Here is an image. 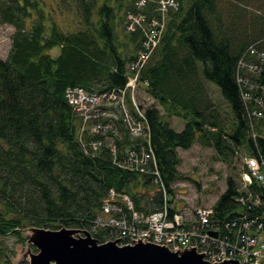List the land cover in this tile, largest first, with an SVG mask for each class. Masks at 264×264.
<instances>
[{"label": "trees", "instance_id": "trees-1", "mask_svg": "<svg viewBox=\"0 0 264 264\" xmlns=\"http://www.w3.org/2000/svg\"><path fill=\"white\" fill-rule=\"evenodd\" d=\"M61 1L73 2L79 15L72 31L47 23L51 11L42 0H0V25L15 29L7 58H0V235L23 239L28 227L67 228L105 243L111 229L94 227L107 218L103 205L111 190L128 195L147 216L163 208L165 194L172 202V185L188 178L178 170L179 149L209 147L232 165L239 147L251 144L237 76L249 47L259 41L264 47V0H174L177 9L138 74L136 94L143 89L153 100L149 106L134 102L130 90L121 99L148 35L136 25L122 39L118 20L132 11L147 30L164 20L161 0H147L145 8L137 0ZM54 48L59 55H52ZM206 82L218 86L230 107L229 129ZM78 89L114 97L96 108L108 116L86 119L70 102ZM172 117L183 121L182 130L172 127ZM96 124L105 127L92 132ZM135 124L143 128L139 135L131 133ZM96 142L103 143L97 150ZM147 143L159 179L119 165L126 151ZM235 195L230 177L215 218L238 209ZM2 255L0 264H12Z\"/></svg>", "mask_w": 264, "mask_h": 264}, {"label": "built area", "instance_id": "built-area-1", "mask_svg": "<svg viewBox=\"0 0 264 264\" xmlns=\"http://www.w3.org/2000/svg\"><path fill=\"white\" fill-rule=\"evenodd\" d=\"M160 3L165 22V13L174 8L172 5H178L174 0H161ZM146 4L147 0L136 1L138 8H145ZM138 16L139 14L135 13L131 15L135 22L127 26V32H134L136 25H140L148 35V40L144 45L145 50L140 54L139 62L133 68L137 69V74L129 78L126 90L121 95V99H124L130 90L134 102L139 71L159 42L165 28V23L153 20L146 30L142 24L145 20ZM262 43L264 44V39ZM260 44L261 41L250 46L247 55L239 61L243 72L239 71L237 83L249 126L248 137L251 144L247 146V143H244L238 150L242 161V168L235 181L234 203L238 209L224 218H215L213 206H200L188 215L186 208L179 210L174 199L169 202L165 194L162 209L141 216L134 209L128 195L111 190L103 205L107 218H99L94 227V230L96 227L111 229V235L106 242L117 241L119 246L152 244L166 247L172 252L196 250L204 255L206 261L214 264L226 261L264 264V47L262 49ZM248 56L253 60H248ZM69 97L77 110L92 121L108 116L107 111L101 112L96 108L104 100L114 98H108L106 94L90 95L82 89L69 93ZM104 127L96 124L92 132H99ZM142 131L141 125L135 124L131 133L139 135ZM91 145L97 150L103 143L96 142ZM111 152L117 160V147L113 145ZM149 163L152 164L150 170ZM119 165L133 172L155 173L157 178L159 175L156 158L148 143L147 146L135 145V149L126 151Z\"/></svg>", "mask_w": 264, "mask_h": 264}, {"label": "rangeland", "instance_id": "rangeland-1", "mask_svg": "<svg viewBox=\"0 0 264 264\" xmlns=\"http://www.w3.org/2000/svg\"><path fill=\"white\" fill-rule=\"evenodd\" d=\"M71 1V0H68ZM102 1V0H99ZM45 4L46 12L51 11L48 24L50 21H56L61 29L65 31L78 28L76 21L80 20L79 15L75 12V5L71 2V5H63L61 0H42ZM112 3L117 0H112ZM58 4V6H57ZM59 5L61 7H59ZM174 7L165 13V20L169 22L172 14L175 13L177 7ZM62 8V10H61ZM56 10V13H55ZM133 12H128L124 20H118V26L120 29L121 37L124 39V29L127 30V26L135 22L134 17H131ZM120 19V18H119ZM122 21V22H121ZM164 27L167 26V22ZM15 29L10 25H0V58L6 59L11 48V36ZM72 31V30H71ZM75 31V30H73ZM164 33V32H162ZM52 55H59V48L52 50ZM206 87L213 97L218 110L220 111L224 125L229 129L232 124V112L227 102L223 99L220 89L217 85L211 82H206ZM143 88V87H142ZM144 90H140L137 94L139 99L135 97L136 102L141 101L144 106L153 104V100L144 95ZM136 94V95H137ZM172 127L177 130H182L184 123L182 120L172 117L170 119ZM181 158V165L178 167L179 172L186 179L180 180L172 185L175 191L173 197L175 205H178V209L181 210L184 207L187 210V214L192 212L194 208L204 206H215L219 197L225 192L227 188V180L231 177L234 181L237 180L238 174L242 168V161L240 158L235 159L234 164H226L219 159L215 154V151L209 147H202L199 144H195L189 150H178ZM199 182V186L196 184ZM36 227H28L23 229L22 238H18L13 234H7L5 236L0 235V252H3V258L9 260L12 264H29L32 254H37L39 250L30 242L31 236L36 235ZM52 230V229H49Z\"/></svg>", "mask_w": 264, "mask_h": 264}, {"label": "water", "instance_id": "water-1", "mask_svg": "<svg viewBox=\"0 0 264 264\" xmlns=\"http://www.w3.org/2000/svg\"><path fill=\"white\" fill-rule=\"evenodd\" d=\"M30 242L39 250L29 264H214L196 250L172 252L166 247L138 243L119 246L117 241L98 243L89 232L63 228L35 229ZM215 264H239L226 261Z\"/></svg>", "mask_w": 264, "mask_h": 264}]
</instances>
